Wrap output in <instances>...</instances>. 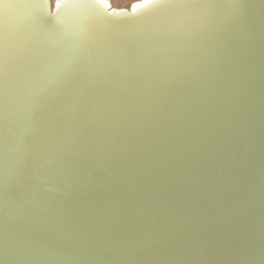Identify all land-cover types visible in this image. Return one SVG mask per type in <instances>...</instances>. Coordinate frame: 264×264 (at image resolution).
Listing matches in <instances>:
<instances>
[{
	"label": "snow or ice",
	"instance_id": "6c2138e0",
	"mask_svg": "<svg viewBox=\"0 0 264 264\" xmlns=\"http://www.w3.org/2000/svg\"><path fill=\"white\" fill-rule=\"evenodd\" d=\"M44 6L0 0V128L19 121L11 138L0 136V264H89L47 241L78 243L90 222L139 219L176 188L195 194L200 187L191 171L198 161H183L191 149L177 142L193 125L215 126L224 82L248 62L256 21L247 10L256 5L144 0L133 12L180 10V27L125 33L103 11L89 16V9L109 8L108 0H58L57 20L65 9L80 10L83 40L80 63L61 59L55 70L45 43L62 40L69 26L47 24L38 12ZM259 6L264 11V0ZM259 32L264 52V15ZM54 177L75 194L70 208L44 197ZM155 264L188 262L163 257ZM240 264H264V239Z\"/></svg>",
	"mask_w": 264,
	"mask_h": 264
},
{
	"label": "water",
	"instance_id": "95a60500",
	"mask_svg": "<svg viewBox=\"0 0 264 264\" xmlns=\"http://www.w3.org/2000/svg\"><path fill=\"white\" fill-rule=\"evenodd\" d=\"M36 2L45 5L38 12L47 24L69 26L62 40L49 39L45 43L55 54L53 69L61 59L78 65L82 60L78 41L83 36L75 18L80 10L65 9L57 20L58 0ZM143 2L139 0L127 9L100 6L89 9L88 14L103 11L106 19L125 33L180 27L182 11L164 17L155 7L133 12ZM260 3L255 0L256 6L247 10L256 21L254 42L247 64L224 82V95L214 109L215 126L193 125L189 134L177 142L191 149L182 154L183 161H198L199 168L191 170L198 175L200 185L195 194L176 188L174 194L152 204L139 219L90 222L85 226L86 239L73 244L69 237H53L47 241L52 250L70 249L89 264H155L163 257L183 259L188 264H240L248 247L259 248L264 239V52L259 32L264 11ZM18 125L19 121L8 123L0 128V136L11 138ZM47 188L43 195L51 204L71 207L75 194L67 192L58 178H51ZM72 227L79 225L73 221Z\"/></svg>",
	"mask_w": 264,
	"mask_h": 264
},
{
	"label": "rangeland",
	"instance_id": "374dc122",
	"mask_svg": "<svg viewBox=\"0 0 264 264\" xmlns=\"http://www.w3.org/2000/svg\"><path fill=\"white\" fill-rule=\"evenodd\" d=\"M136 0H112V3L116 7H126Z\"/></svg>",
	"mask_w": 264,
	"mask_h": 264
},
{
	"label": "bare ground",
	"instance_id": "6f19581e",
	"mask_svg": "<svg viewBox=\"0 0 264 264\" xmlns=\"http://www.w3.org/2000/svg\"><path fill=\"white\" fill-rule=\"evenodd\" d=\"M51 1L54 2V0H51ZM137 1H139V0L134 1L131 4H133V3L137 2ZM108 4L111 6V8H114V9H122V8H126L127 9V8H129L131 6V4H130V5L126 6V7H116V6L113 5L112 0H108Z\"/></svg>",
	"mask_w": 264,
	"mask_h": 264
}]
</instances>
